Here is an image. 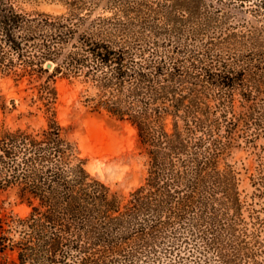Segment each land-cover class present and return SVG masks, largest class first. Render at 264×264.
Returning a JSON list of instances; mask_svg holds the SVG:
<instances>
[{"label":"trees","instance_id":"trees-1","mask_svg":"<svg viewBox=\"0 0 264 264\" xmlns=\"http://www.w3.org/2000/svg\"><path fill=\"white\" fill-rule=\"evenodd\" d=\"M17 1L0 0V75L48 74L36 85L47 119L0 123V190L30 208L0 212V264H162L161 252L175 250L171 264H264V219L243 217L239 172L221 166L239 125L262 124L264 45L209 36L217 17L204 0H122L89 21L94 0H60L67 12L35 16ZM229 1L256 2L264 15V0ZM58 75L87 85L93 111L135 127L147 176L126 197L91 177L65 136Z\"/></svg>","mask_w":264,"mask_h":264},{"label":"rangeland","instance_id":"rangeland-1","mask_svg":"<svg viewBox=\"0 0 264 264\" xmlns=\"http://www.w3.org/2000/svg\"><path fill=\"white\" fill-rule=\"evenodd\" d=\"M118 3L122 6V0H94L88 21L97 17L113 16ZM15 5L19 11L29 16L58 15L68 11V7L60 0H18ZM204 5H208L207 8L217 17L207 32L209 36L231 32L240 35L245 33L252 36L258 46L264 45V15L256 2L245 1L239 4L238 1L204 0ZM86 12L89 11H82L81 15ZM250 43L251 40L247 39L241 51L248 52ZM53 66L54 63L51 62L44 64V67H49V72ZM47 75L32 82H29L28 77L16 80L14 74L0 75V123L3 122L8 127L29 125L34 128L46 124L45 107L37 99L36 85L44 81ZM259 79L260 91L257 98L264 104V72H261ZM54 86L57 91L54 104L56 119L63 127L67 139L76 146L79 156L85 160V169L90 176L124 197L143 184L148 165L146 155L139 146L135 127L104 110L93 111L86 106L83 100L87 85L80 79L58 75ZM235 107L237 111L242 109L238 95ZM167 124L169 127V118ZM225 163L239 172L238 190L243 203V217L250 220L252 216L258 215L264 219V186L261 185L264 178V117L259 126L252 124L246 128L243 124L239 125L233 145L225 154L221 166ZM29 210L20 201L15 190H0L1 213L12 212L23 216ZM186 250L182 249L181 253ZM176 252L177 250L166 256L161 252L162 264L173 263V259H177ZM208 254V259L213 262L214 254ZM263 259L264 252L258 257L260 263Z\"/></svg>","mask_w":264,"mask_h":264}]
</instances>
